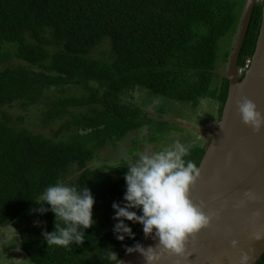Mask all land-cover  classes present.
<instances>
[{"label":"trees","instance_id":"1","mask_svg":"<svg viewBox=\"0 0 264 264\" xmlns=\"http://www.w3.org/2000/svg\"><path fill=\"white\" fill-rule=\"evenodd\" d=\"M243 6L238 0H0V227L16 229L33 264H113L110 252L121 259L144 236L141 224L125 221L135 239L116 238L112 204L125 203L128 168L99 167L96 155L152 121L125 98L139 87L194 107L212 98L222 114L229 81L215 72L219 47L237 33ZM262 9L263 0L239 66L254 54ZM214 77L222 78L219 86ZM40 124L49 131L37 132ZM205 148L190 149L186 159L199 167ZM57 182L87 186L95 197L96 224L84 230L83 245H47L42 232L54 230V214L31 213ZM256 264H264V254Z\"/></svg>","mask_w":264,"mask_h":264},{"label":"water","instance_id":"2","mask_svg":"<svg viewBox=\"0 0 264 264\" xmlns=\"http://www.w3.org/2000/svg\"><path fill=\"white\" fill-rule=\"evenodd\" d=\"M258 1H245L227 68L215 70L229 81L221 117L214 127L196 129L209 142L190 198L213 219L195 237H189L184 256L162 252L157 264H240L244 253L251 256L250 264H256L264 254V127L257 132L245 124L237 107V101L246 98L264 114V0L252 64L242 79L238 74L241 50ZM258 234L261 239L255 238ZM233 240L238 242L236 247ZM138 243L144 248L155 247L158 240L144 235ZM120 260L122 264H146L136 252Z\"/></svg>","mask_w":264,"mask_h":264},{"label":"clouds","instance_id":"3","mask_svg":"<svg viewBox=\"0 0 264 264\" xmlns=\"http://www.w3.org/2000/svg\"><path fill=\"white\" fill-rule=\"evenodd\" d=\"M237 107L245 124L257 132L264 127V114L257 110V105L251 100L245 98L242 102L237 101ZM189 154V148L176 141L171 147L160 151L140 152L132 162L126 164L128 170L123 177L125 203L123 206L115 202L112 204L115 211L113 219L117 221L114 226L116 238L120 241L125 236L135 239L132 228L125 223L130 221L143 226L145 237L152 236L158 240L155 247L144 248L139 243L134 247L126 246V254L140 253L146 264H157L162 252L184 256L189 237H195L210 225L213 216L207 215L203 206L190 198V189L201 173L196 163L186 159ZM34 202L39 207L31 209V213L50 211L54 214V230L42 232L49 246L68 248L73 244L83 245L84 230L96 224L93 218L96 201L87 186L79 188L57 182L48 186L40 199ZM57 221H62L64 226L61 227ZM36 226H39V222H36ZM255 238L262 237L258 234ZM237 243L233 240L232 246L236 247ZM107 259L113 264H122L115 251L110 252ZM250 260L251 256L244 253L240 264H250Z\"/></svg>","mask_w":264,"mask_h":264},{"label":"rangeland","instance_id":"4","mask_svg":"<svg viewBox=\"0 0 264 264\" xmlns=\"http://www.w3.org/2000/svg\"><path fill=\"white\" fill-rule=\"evenodd\" d=\"M238 1L240 8L243 3L245 5V0ZM235 35L229 34L221 40L220 57L216 70H226ZM101 49L103 48H99L98 52ZM221 82V77H214V85L219 86ZM68 93L73 94V91L69 90ZM125 98L142 106L144 112L153 119L115 145L107 143L100 148L95 163L99 167L111 168L117 163L127 166L126 164L132 162L138 153L160 151L171 147L176 141L184 144L189 150L207 145L208 137L196 129L214 127L220 119V103L212 98L194 107L189 102L177 101L144 87L131 91L125 95ZM58 127L54 128L57 130ZM40 131H49V127L42 124L37 125V132ZM11 226L5 224L0 227V264H33L29 257L20 250L21 239Z\"/></svg>","mask_w":264,"mask_h":264},{"label":"built area","instance_id":"5","mask_svg":"<svg viewBox=\"0 0 264 264\" xmlns=\"http://www.w3.org/2000/svg\"><path fill=\"white\" fill-rule=\"evenodd\" d=\"M251 63H252V58L248 57L246 61L241 66L238 67V74L240 76H243L250 68Z\"/></svg>","mask_w":264,"mask_h":264},{"label":"flooded vegetation","instance_id":"6","mask_svg":"<svg viewBox=\"0 0 264 264\" xmlns=\"http://www.w3.org/2000/svg\"><path fill=\"white\" fill-rule=\"evenodd\" d=\"M220 117H221V115H220Z\"/></svg>","mask_w":264,"mask_h":264}]
</instances>
